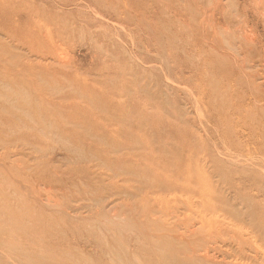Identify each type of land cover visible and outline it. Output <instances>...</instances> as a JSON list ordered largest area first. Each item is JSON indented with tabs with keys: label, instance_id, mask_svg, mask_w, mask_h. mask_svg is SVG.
I'll return each instance as SVG.
<instances>
[{
	"label": "rangeland",
	"instance_id": "1",
	"mask_svg": "<svg viewBox=\"0 0 264 264\" xmlns=\"http://www.w3.org/2000/svg\"><path fill=\"white\" fill-rule=\"evenodd\" d=\"M0 264H264V0H0Z\"/></svg>",
	"mask_w": 264,
	"mask_h": 264
},
{
	"label": "bare ground",
	"instance_id": "2",
	"mask_svg": "<svg viewBox=\"0 0 264 264\" xmlns=\"http://www.w3.org/2000/svg\"><path fill=\"white\" fill-rule=\"evenodd\" d=\"M230 32V31H229ZM234 35V34H233ZM252 35V34H251ZM250 38V37H249ZM253 39V38H252ZM248 42V41H247ZM246 63V62H245Z\"/></svg>",
	"mask_w": 264,
	"mask_h": 264
}]
</instances>
